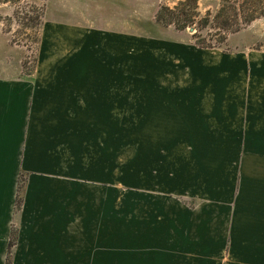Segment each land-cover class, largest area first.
<instances>
[{"label":"crops","instance_id":"0c3cea01","mask_svg":"<svg viewBox=\"0 0 264 264\" xmlns=\"http://www.w3.org/2000/svg\"><path fill=\"white\" fill-rule=\"evenodd\" d=\"M165 34L49 19L0 75V264H264V56Z\"/></svg>","mask_w":264,"mask_h":264},{"label":"rangeland","instance_id":"374dc122","mask_svg":"<svg viewBox=\"0 0 264 264\" xmlns=\"http://www.w3.org/2000/svg\"><path fill=\"white\" fill-rule=\"evenodd\" d=\"M179 0H0V75L32 74L37 68L39 41L44 23L49 19L76 21L85 26L116 29L145 35H166L168 30H178L173 25L163 26L155 21V13L162 5L172 7ZM263 0H254L256 5L242 4L235 11L232 4L237 0H198L201 17L208 12L210 19L221 5H225V19L231 23L241 21L243 15L257 8ZM252 6V7H251ZM250 10H248V9ZM210 23H213L210 20ZM187 28L192 42L196 39L215 44V49L224 53H241L260 58L264 56V15L251 21L238 31L226 32V40L217 43L224 35L222 29L205 27L194 38ZM197 41V40H196ZM195 45V44H194ZM196 46V45H195ZM250 72V68L248 67ZM142 70L136 68V74ZM126 86L125 83L120 84ZM134 90L142 89V82L129 83ZM139 115H119L118 178L108 184L118 186L120 218H125L127 158L136 145L134 138L141 129L128 130V125L137 123ZM131 142V144H130ZM104 184H107L104 182Z\"/></svg>","mask_w":264,"mask_h":264},{"label":"trees","instance_id":"16d2710c","mask_svg":"<svg viewBox=\"0 0 264 264\" xmlns=\"http://www.w3.org/2000/svg\"><path fill=\"white\" fill-rule=\"evenodd\" d=\"M252 4V6L256 5L257 2H254V0H237L236 3L232 4V8L237 11L238 6L244 4ZM260 5L258 3L257 8H252L250 13L246 12L243 15V18L241 21H235L234 23H231L229 20L225 19V5H221V7L218 9L216 14L210 19V14L207 12L204 17H201L198 7V0H179L173 5L172 7H169L167 5H162L159 7L157 12L155 13V21L163 26H169L173 25L178 30H185L187 28L193 29L194 26L197 27L196 31L192 33V36L194 38H197L199 36V31H201L203 28L207 27H214L215 29H222L223 36L219 39V41H216L218 44L222 43L226 40V32L228 31H238L243 26L249 24L254 19L261 17L264 15V0L261 1ZM251 6V7H252ZM248 9V8H246ZM250 10V9H248ZM210 20H212L213 23H210ZM197 40V41H196ZM194 41V44L197 47L200 48H215L216 45L212 43H206L204 41H201L199 39H196ZM23 179H20V183L18 186V190L21 189L22 181ZM20 199L19 196L16 200V207L19 206ZM14 238L13 234L9 241V246L13 245ZM9 264V257L7 260V263Z\"/></svg>","mask_w":264,"mask_h":264}]
</instances>
